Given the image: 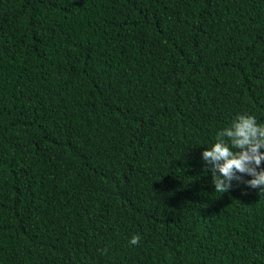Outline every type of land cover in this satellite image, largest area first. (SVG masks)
Segmentation results:
<instances>
[{"label":"trees","instance_id":"1","mask_svg":"<svg viewBox=\"0 0 264 264\" xmlns=\"http://www.w3.org/2000/svg\"><path fill=\"white\" fill-rule=\"evenodd\" d=\"M241 114L264 0H0V264H264V192L201 157Z\"/></svg>","mask_w":264,"mask_h":264},{"label":"clouds","instance_id":"2","mask_svg":"<svg viewBox=\"0 0 264 264\" xmlns=\"http://www.w3.org/2000/svg\"><path fill=\"white\" fill-rule=\"evenodd\" d=\"M264 123L254 115L241 114L232 123L216 134L215 143L201 153L202 160L210 168L215 192L225 193L232 182L264 192ZM244 176L252 177L244 180ZM141 236L133 235L131 245H138Z\"/></svg>","mask_w":264,"mask_h":264}]
</instances>
